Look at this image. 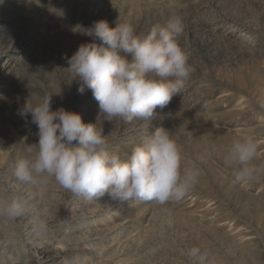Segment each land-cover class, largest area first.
Returning <instances> with one entry per match:
<instances>
[{
    "label": "rangeland",
    "instance_id": "obj_1",
    "mask_svg": "<svg viewBox=\"0 0 264 264\" xmlns=\"http://www.w3.org/2000/svg\"><path fill=\"white\" fill-rule=\"evenodd\" d=\"M172 10L183 23L178 44L191 68L185 88L152 121L105 120L69 60L98 37L74 32L106 21L130 23L135 34L163 25ZM83 86V93L78 89ZM51 96L63 108L102 129L110 154L127 159L157 128L172 134L182 168L198 183L180 201L164 205L107 194L86 202L53 179L19 183L13 165L29 158L38 128L19 114ZM58 122V121H57ZM251 136L258 145L257 179L233 183L224 156L233 141ZM17 198L26 212L0 217V264H191L199 247L207 264H264V0H0V200ZM67 218V223L61 220ZM48 231L37 235L34 221Z\"/></svg>",
    "mask_w": 264,
    "mask_h": 264
},
{
    "label": "clouds",
    "instance_id": "obj_2",
    "mask_svg": "<svg viewBox=\"0 0 264 264\" xmlns=\"http://www.w3.org/2000/svg\"><path fill=\"white\" fill-rule=\"evenodd\" d=\"M74 32L98 37L100 45L81 44L69 60L67 71L86 85L98 103L99 112L112 122L152 121L157 108L164 109L185 88L191 68L178 44L183 23L175 10L167 21L156 24L143 35L135 34L128 22L110 29L106 21L91 28L76 25ZM83 93L84 88L78 89ZM31 115L38 128V143L27 145L29 158L18 160L12 175L21 184L42 185L53 179L74 198L94 202L107 196L116 203L130 200L164 205L180 201L198 183V171L182 168V154L172 134L157 128L141 138L131 155L122 160L110 154L102 129L82 122L77 113L60 108L51 111V96L41 102L28 101L19 111ZM58 121V122H57ZM258 145L251 136L233 141L224 164L233 170V183L257 179ZM26 209L17 198L0 200V217L13 220ZM67 223V218L61 220ZM34 231H48L42 219L34 221ZM208 253L199 247L188 250L191 264H207Z\"/></svg>",
    "mask_w": 264,
    "mask_h": 264
},
{
    "label": "bare ground",
    "instance_id": "obj_3",
    "mask_svg": "<svg viewBox=\"0 0 264 264\" xmlns=\"http://www.w3.org/2000/svg\"><path fill=\"white\" fill-rule=\"evenodd\" d=\"M39 251L37 250V251H33V253H31V256H35L36 257V261H37V263L38 264H43L42 263V261L41 260H38V256L41 254V255H43V258L46 260V259H48V256H47V253L46 252H41L39 255Z\"/></svg>",
    "mask_w": 264,
    "mask_h": 264
}]
</instances>
